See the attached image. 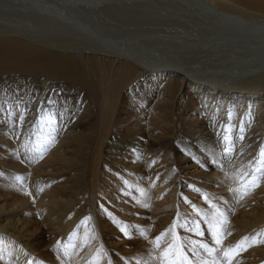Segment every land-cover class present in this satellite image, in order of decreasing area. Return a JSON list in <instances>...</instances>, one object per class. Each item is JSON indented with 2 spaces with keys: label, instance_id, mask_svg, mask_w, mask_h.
Wrapping results in <instances>:
<instances>
[{
  "label": "bare ground",
  "instance_id": "obj_1",
  "mask_svg": "<svg viewBox=\"0 0 264 264\" xmlns=\"http://www.w3.org/2000/svg\"><path fill=\"white\" fill-rule=\"evenodd\" d=\"M20 1L0 18V264H182L181 245L186 264H223L225 247L264 239V0H71L148 17L129 24L157 28L131 44ZM234 264H264V244Z\"/></svg>",
  "mask_w": 264,
  "mask_h": 264
},
{
  "label": "rangeland",
  "instance_id": "obj_2",
  "mask_svg": "<svg viewBox=\"0 0 264 264\" xmlns=\"http://www.w3.org/2000/svg\"><path fill=\"white\" fill-rule=\"evenodd\" d=\"M20 0H15V1H13V0H0V13H2V14H0V18L2 19V17L4 18V19H2V20H4V22H7V24H9V23H11V21H12V19L14 20V19H16V20H18V18H16L15 16H10V17H12V18H10V17H8L9 15H7V13L6 12H11L12 10H14L15 8H17V6L18 5H20V3H21V1L19 2ZM41 1H43L46 5H49L50 7H53L55 10H57V11H65V10H67V9H73V10H80V8H77V6L79 5V4H81V3H79V2H77V3H79L78 5L76 4L75 6V8H72V7H70V2H71V0H41ZM41 1H38V2H40V3H42ZM72 1H74V0H72ZM11 2V3H10ZM43 3V4H44ZM71 3H73V2H71ZM12 4H13V6H12ZM44 4V5H45ZM74 6V5H73ZM69 9V10H70ZM76 11V12H77ZM82 15L84 14V16L85 17H83V16H80V17H77L76 16V14H75V20L77 21H80V20H82V21H80L79 23L77 22L76 24H75V26L77 27L76 28V30H78V28L80 29V31H83V32H87V33H89L90 35H92V36H105V37H107L108 39H116V40H122V37H125V38H128V37H132V39H130V38H128L125 42L127 43H129L130 41L132 42H134V38L137 36L136 35V31L138 32V31H141L142 29H146L148 26L149 27H156V25H149V24H145L144 26L142 25V26H136V25H130L129 23H136L137 22V20L138 19H136L135 20V18L134 17H132V20H130V18H125L127 21H125V19H121L120 21H117V20H109V18H107V20H106V18L105 17H102L101 16V19H95V15L96 14H94L95 12H94V10H92V8H89V9H85V8H81V10L79 11ZM75 13V12H74ZM85 14H88V15H90V14H94V19H92V17H89L88 18V16L87 15H85ZM148 16H150V15H148ZM15 17V18H14ZM80 18V19H79ZM91 18V19H90ZM137 18V17H136ZM141 18L142 19H148V17H139V20H141ZM7 19H9V20H7ZM10 19H11V21H10ZM106 20V21H105ZM130 20V21H129ZM138 20V21H139ZM8 21H10L9 23H8ZM143 21V20H142ZM0 22H3V21H0ZM82 24V26L83 27H85L86 29H83L82 27H80V26H78V25H81ZM128 24H129V26H128ZM191 26H193L194 27V24L193 23H191L190 24ZM127 27H129L130 28V31L131 32H126V28ZM143 27V28H142ZM157 28V27H156ZM144 29V31H146ZM264 29V28H263ZM98 32V33H97ZM187 32H191L190 30L189 31H186L185 33H187ZM96 33V34H95ZM185 33L184 34H182L183 36H185ZM126 34H129L130 36H126ZM135 34V35H134ZM145 34V32L144 33H141V34H138V37L139 38H142L141 40H140V43L138 44L139 46H137V47H141V48H144V50L146 49H148V48H146L147 46H149V45H146L145 43H142L143 42V40H146L147 42H149V40H150V42H152L154 39H156V41H157V39L158 38H153V37H143V36H145L144 35ZM73 34H71L70 35V33L69 34H67V36H70V37H72V39H74L73 37L74 36H72ZM142 35V36H141ZM64 37H65V35H64ZM76 37V36H75ZM77 38V37H76ZM150 38V39H149ZM153 38V39H152ZM61 39V38H60ZM105 39V38H104ZM173 39V38H172ZM172 39H170V40H172ZM184 39V37L182 38V40ZM187 39H191V37H187ZM123 41V40H122ZM155 41V40H154ZM131 42H130V44H131ZM132 46V45H131ZM135 46V45H134ZM136 46H135V49H136V51H137V49L139 50V48H136ZM220 45H218V48L217 47H215V49L216 50H218V52H217V54H220V52H221V54L222 55H226V56H228L229 54L227 53L228 51H227V49H225L226 47H227V45H221L220 47H219ZM224 47V48H223ZM150 48V47H149ZM196 48V47H195ZM212 48H214V47H212ZM221 48V49H220ZM223 48V49H222ZM232 49H233V47H232ZM238 50H239V48H237ZM237 49H235V50H237ZM190 50H193V49H191V47H189L188 48V50L187 49H185L184 50V48L183 49H180V51H190ZM213 50V49H212ZM229 50H230V47H229ZM237 50V51H238ZM214 51V50H213ZM237 51H235L236 53H237ZM240 51H243V49L242 50H240ZM208 54V53H207ZM211 54V53H210ZM213 54V53H212ZM215 54V53H214ZM234 55H235V53H234ZM233 55V56H234ZM66 92H68V91H66ZM67 106H64V105H62L61 107H66V110H68L69 108H73V106L71 105V104H69L71 107H69V105L68 104H66ZM79 108L80 107H78V109H76L75 111H73L72 112V115L70 116V119H69V121H68V123L69 122H71V121H73L74 119H76L78 116H80V112L78 111L79 110ZM71 109H69V110H71ZM68 110V111H69ZM52 112H54V110L52 111ZM64 112V111H63ZM69 114L71 113L70 111L68 112ZM59 114V113H58ZM63 114V113H62ZM60 115V114H59ZM25 116H26V114H25ZM25 118V117H24ZM67 122H66V124L65 125H67L68 124ZM144 124H146V123H144ZM243 134V133H242ZM140 139H141V142H144V141H147V140H145L144 138H142V137H140ZM54 141V140H53ZM5 148V147H4ZM142 149V145L140 144V150ZM44 152V151H43ZM42 152V153H43ZM41 153V154H42ZM105 156H108V155H105ZM113 175V174H112ZM146 237L144 236V239H145ZM129 245V243H126L125 244V246H128Z\"/></svg>",
  "mask_w": 264,
  "mask_h": 264
},
{
  "label": "snow or ice",
  "instance_id": "obj_3",
  "mask_svg": "<svg viewBox=\"0 0 264 264\" xmlns=\"http://www.w3.org/2000/svg\"><path fill=\"white\" fill-rule=\"evenodd\" d=\"M41 103L42 104L46 103L47 105H52V104L55 103V101H53L51 99V97H49V98H47L46 101H41ZM15 107H19V101L15 105ZM40 111L46 112L49 125H53V124H55L57 122L56 117H57L58 114L52 112L51 108L40 109ZM21 118H23V114H21ZM61 118H62V116H61ZM241 139H243L242 136H241ZM228 151H229V149L225 148V153H227ZM259 155L262 157V159L260 160V164L262 165V167L256 169L255 170L256 172L264 171V146L261 147ZM16 179L18 181L22 180V178L20 176H17ZM248 183L251 184L253 187L258 186L259 178L255 174H253L251 176V179L248 181ZM102 210H104L107 215H109V216L112 215L110 212H107V210H105L103 208H102ZM85 219H88V218H85ZM114 222L119 223V221H114ZM172 227L173 228L177 227V224H176L175 220L173 222ZM121 232H122V234L124 236H128L129 235L127 228H121ZM161 235H163V234H161ZM173 235H174V238H175V233ZM160 239H161V236L155 237V241L157 243V247H159ZM249 240L251 241V243H247ZM215 243L217 245H220L222 243V241L217 239L215 241ZM59 244H60V242L58 241L57 242V246ZM256 244H264V239H260L259 233L255 234V235H253L251 237H248V236L242 237L241 240L237 241L234 245H229V246L225 247L223 249V264H234V261L239 257L241 252L247 251L248 247H251V246L256 245ZM168 247H169V249H171L173 247V245L170 244ZM199 247L205 249L209 253L217 251L216 249L208 248V246L205 245V244H200ZM181 249H182V245L180 246V248H177V255L180 258V260L182 261V264H186V257L184 255V253L181 251ZM162 255L166 257L168 255L167 250ZM28 264H33V261L29 260ZM92 264H95V262L93 261ZM170 264H176V262L175 261H171Z\"/></svg>",
  "mask_w": 264,
  "mask_h": 264
}]
</instances>
